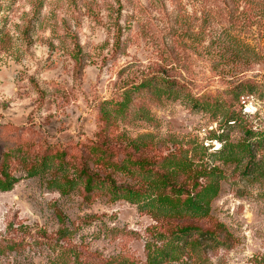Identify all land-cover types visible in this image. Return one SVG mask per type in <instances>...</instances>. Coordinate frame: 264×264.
<instances>
[{"label":"rangeland","instance_id":"obj_1","mask_svg":"<svg viewBox=\"0 0 264 264\" xmlns=\"http://www.w3.org/2000/svg\"><path fill=\"white\" fill-rule=\"evenodd\" d=\"M194 5L0 0V175L14 180L0 191V264L144 263L145 244H159L175 225L156 202L161 190L150 187L161 175L182 191L163 194L180 201L216 186L208 219L223 226L230 248L210 250L199 264H264V174L251 166L264 169V31L249 37L259 57L245 73L213 69L200 51L208 40L197 46L190 38L195 27L205 35L209 28L194 23L183 43L174 34L177 19H194ZM154 72L219 108L192 110L163 92L127 93ZM238 80L253 91L232 92ZM102 129L117 149L138 148L152 172L112 171L117 187L138 192L129 198L106 188L84 193L56 170L54 151L95 141ZM44 150L53 168H40ZM175 257L183 260L181 252Z\"/></svg>","mask_w":264,"mask_h":264},{"label":"trees","instance_id":"obj_2","mask_svg":"<svg viewBox=\"0 0 264 264\" xmlns=\"http://www.w3.org/2000/svg\"><path fill=\"white\" fill-rule=\"evenodd\" d=\"M192 2L195 3L194 6L196 7L194 19L190 23L185 17L176 20L180 33L177 34L175 31L174 34L178 35L181 43L184 42V38H188V31L193 24L201 22V27L209 28V35H205L203 29L195 27L196 32L190 38L192 44L197 46L205 38L208 40L207 48L200 51L211 58L213 69H228L232 73L238 72L239 75L250 69L257 62L259 56L256 54L255 45H251L248 40L249 37L253 36L261 38L263 34L264 0H192ZM232 78L237 77L233 76ZM140 90H145L150 95L163 92L177 99H183L192 110L196 111L210 112L219 108L216 101L211 102L206 97H193L187 87L176 78L155 72L146 76L140 84L131 86L127 93H136ZM244 90L247 93L253 91L252 85L246 80H238L231 89L232 92L237 93ZM125 101L126 104L131 101L129 95ZM118 109L124 111L126 109L125 104L119 105ZM102 119L105 120L108 127L110 117L103 114ZM226 121L234 120L229 115ZM111 136L107 130L102 129L95 141H88L79 148H68L67 151H54V159L58 162L55 165L56 170L62 173L65 179L70 180L66 181L68 184L74 185L77 182L81 184L83 192L87 194L101 188H106L111 193H121L122 196L128 198L138 193L127 187H117L111 177L112 171L130 175L139 172L145 175L147 173L152 174V172L147 169V163L138 155V148L132 146L131 149L119 150L112 144ZM262 143L263 140L255 144L261 146ZM11 149L19 151L18 148ZM243 151L246 155L251 156V145L243 144ZM72 158L73 161H70ZM47 160L48 155L44 150L40 167L42 170L53 168L47 166ZM68 165L73 179L68 178ZM251 166L254 169V174L260 173L263 176L264 169H260L258 162H253ZM0 176H2L0 178V191L10 190L14 180L7 175ZM152 182L150 187L160 189L161 192H157L162 193L156 195V202L165 210H171L165 211L164 216L167 220H173L175 225L166 235H159V240H161L159 244L156 242L145 244L146 259L144 263L127 260L118 264H173L180 260L175 257L179 252L182 253L183 260H180L181 262L178 264H199V262L203 263L210 250L230 248L229 238L226 236L223 226L218 223L213 224V221L208 219V203L209 199L216 193L215 185H206L196 191L198 185L195 183L193 185L195 194L180 201L178 196L172 198L163 194L166 190L171 193L182 192L180 188L176 189L173 185L174 182H170L168 177L161 175ZM64 232L59 233L60 238H64Z\"/></svg>","mask_w":264,"mask_h":264}]
</instances>
